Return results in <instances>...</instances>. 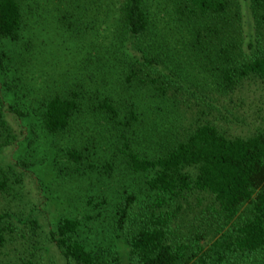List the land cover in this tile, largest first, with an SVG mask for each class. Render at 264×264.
<instances>
[{"label":"trees","instance_id":"obj_1","mask_svg":"<svg viewBox=\"0 0 264 264\" xmlns=\"http://www.w3.org/2000/svg\"><path fill=\"white\" fill-rule=\"evenodd\" d=\"M56 1L62 12L51 18L77 35L72 54L84 53L77 76L83 78L33 107L20 98L21 68L23 52L35 47L30 22L44 16L30 4L26 12L22 0H0V195L13 197L24 175L1 160L17 137L8 112L30 127L28 147L39 146L41 135L55 138L54 170L82 177L93 189L87 204L111 187L113 233L106 243L96 226L101 204L96 217L65 216L50 231L67 264H264V126L229 134L216 123L218 97L205 95L264 81V43L246 39L242 12L243 2L258 34L264 0ZM102 12H114L111 37L92 53L94 19ZM189 65L203 72V84L189 78ZM189 94L198 114L181 109ZM12 202L15 196L0 208V255L39 228ZM27 259L0 264H31Z\"/></svg>","mask_w":264,"mask_h":264},{"label":"rangeland","instance_id":"obj_2","mask_svg":"<svg viewBox=\"0 0 264 264\" xmlns=\"http://www.w3.org/2000/svg\"><path fill=\"white\" fill-rule=\"evenodd\" d=\"M22 4L25 6L26 12H31L28 7V4H30L34 12H39L44 16L41 22H37V17H35L34 25L30 22L29 35L35 47L30 52H23L25 63L21 68L23 74L22 85L20 86L22 96L20 98L22 103L34 107L36 99L42 100L51 92L63 91L66 93L67 90L75 89L77 79L83 78V76L78 78L77 76L80 73L84 53L79 56L73 55L72 53L75 52L78 44L77 41H79L76 39L77 35L73 38L71 35L74 33L70 34L67 28L62 27L56 21L53 22L51 15H60L61 10V5L56 0H22ZM112 8L115 9L114 6ZM242 12L246 39L251 38L255 41V38L258 37L264 43V29L262 28L258 34L256 33L255 27L251 24L253 22L252 17L246 13L243 2ZM113 14L114 12H110L111 16ZM110 15L107 16L102 12L98 15V20L94 19L95 31L91 36L95 37L91 39L94 40L95 46L92 53L97 50L100 51L102 43H106L107 39L111 37L110 30L113 23ZM86 19L90 20L91 18ZM37 23L42 28L37 27L39 26ZM88 38L90 37H87L84 44L88 42ZM176 49H180L179 45L175 48L174 53ZM188 67L189 78H197L199 79L198 82L203 84V72H196L191 69L190 65ZM86 83L87 87L85 89L87 92L93 90L90 81L86 80ZM197 89V87H193L190 90V92H193L191 95H197L198 93L194 92ZM212 93L205 95L210 98L218 97L217 104L221 110V115L218 112L214 114L216 123L229 134L233 136L247 135L256 128L264 126L262 121L264 114V81L247 79L244 80L241 88L227 94H220L215 91ZM89 94L84 97L89 99L91 97H89ZM203 95H200L199 100H202ZM189 97H191L190 94ZM198 106L197 99L191 97L189 102L182 104L181 109H187L192 114H198L200 112V106ZM6 117L17 137L16 140L12 141V144L4 147L1 160L6 165H17L16 168L24 173L21 186H16L12 191L16 204L12 202L8 206L13 207L12 210L20 209L23 214L32 213L39 223V228L34 236L29 233V230L28 233L23 232L25 234L23 239L6 246L2 250L0 259L2 261L12 260L17 263L22 258H29L27 260L31 264H67L54 244L49 242L50 231L54 230L55 224L65 216L76 217L80 220H85L86 216L96 217L100 204L102 215L99 214L100 217L96 226L102 241L106 243L113 233L110 227L112 224L110 216L113 213L112 201L108 199L112 192L111 187L108 185L100 189L99 191L103 190L101 198L98 199L93 196L91 199L94 202L91 205L87 204L88 195L91 196L93 189L88 190V185L82 181V177L76 174L73 177L67 176L57 170L56 167L54 170L51 163L53 152L49 148H51V142L55 138L47 139L40 134V145L30 144V147H28V140L25 139L30 131L28 124L16 119L8 112H6ZM68 139L70 137L57 140L58 146H66L65 142ZM46 140H49L48 143ZM45 150L48 152L44 157ZM34 156L36 159H34ZM19 162H25L27 166ZM90 177L92 179L93 176ZM94 182L97 186L98 182L101 181L94 180ZM13 197L0 195V208L6 206L7 202ZM94 232L95 230L92 231L93 234ZM86 233V231H82V235ZM92 237L94 236L92 235Z\"/></svg>","mask_w":264,"mask_h":264}]
</instances>
